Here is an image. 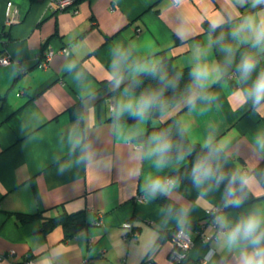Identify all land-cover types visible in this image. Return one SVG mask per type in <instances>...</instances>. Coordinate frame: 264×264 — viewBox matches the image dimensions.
<instances>
[{
	"label": "crops",
	"instance_id": "0c3cea01",
	"mask_svg": "<svg viewBox=\"0 0 264 264\" xmlns=\"http://www.w3.org/2000/svg\"><path fill=\"white\" fill-rule=\"evenodd\" d=\"M0 0V264L25 257L35 264H175L170 238L157 242L161 231L201 221L207 232L227 222L234 227L253 212L264 215V185L248 171L264 158V103L245 101L247 90L264 71V43L251 32L232 33L247 17L259 22L264 4L253 0H77L78 12L51 9L48 0ZM9 16L16 20L7 23ZM209 21L218 31L205 30ZM141 28L138 32L137 28ZM66 47L68 53L60 51ZM50 49L47 67L38 63ZM230 49V51H229ZM256 67L241 78L242 58ZM170 57L185 67L207 64L211 77L203 88L192 84L186 96L167 113L150 120H129L122 110L139 96L121 88L129 78ZM23 66L24 70L20 68ZM235 73V76L232 74ZM219 75V79H217ZM109 80L116 90L100 92ZM117 80L119 84H117ZM115 109L111 110V103ZM179 112L192 141L223 170L244 181L260 199L240 208L222 209L226 191L213 178L195 188L175 176L186 156L158 167L149 155L155 142L137 139L148 125H159ZM172 177L174 182L166 184ZM159 179L164 191L150 193ZM140 193L144 201H137ZM165 193L179 204L172 212L156 200ZM84 210L89 224L66 239L61 225L42 230L45 216ZM40 213L21 222L15 213ZM130 227L139 236L125 235ZM241 241L232 247L226 234L189 251L205 264H239ZM10 251H13L11 254Z\"/></svg>",
	"mask_w": 264,
	"mask_h": 264
},
{
	"label": "trees",
	"instance_id": "16d2710c",
	"mask_svg": "<svg viewBox=\"0 0 264 264\" xmlns=\"http://www.w3.org/2000/svg\"><path fill=\"white\" fill-rule=\"evenodd\" d=\"M205 30L218 31L217 27L209 21L204 22ZM192 66H179L174 63L173 59L164 56L157 64L145 69L134 77L127 79L121 86L126 92L134 93L141 97L150 93L159 94L158 102L148 111L147 117L152 120L167 113L174 105L178 104L185 96L192 84L194 78L192 76ZM116 90H113L109 80L102 81L100 92L103 97H110ZM1 97L3 95L0 94ZM139 116L131 115L129 120H136ZM166 134L170 140L172 147L166 154V161H172L179 157L186 156L188 162L175 172L178 180L185 183L191 188H195L198 184L193 179V168L198 162L207 161L211 164L214 175L212 176L227 193V200L223 203V209L240 208L246 204H250L260 199L256 196L250 187L242 180H238L232 173L221 170L216 162L206 154L207 146L200 142L192 141L180 119L179 112L169 115L159 125H148L147 130L138 135L137 139L146 142L148 138L154 134ZM254 174L264 185V158L252 170L248 171ZM223 177V179H218ZM156 200L163 206L176 212L179 204L171 199L165 193L156 195ZM240 200L239 205H233L231 201ZM21 222H29L40 217V213H15ZM89 219L84 210L75 212L62 211L55 216H45L43 219L42 230L49 232L56 226L61 225L65 232V238L75 236L80 230L88 226ZM202 222L196 221L187 226H178L172 229L163 230L159 235L157 242L170 238L172 232L180 227H186L190 230L201 228ZM175 264H199V260L193 259L186 254L180 261Z\"/></svg>",
	"mask_w": 264,
	"mask_h": 264
},
{
	"label": "clouds",
	"instance_id": "9594fccd",
	"mask_svg": "<svg viewBox=\"0 0 264 264\" xmlns=\"http://www.w3.org/2000/svg\"><path fill=\"white\" fill-rule=\"evenodd\" d=\"M258 4H264V0H253V7ZM245 31L251 32L257 45L264 43V16H261L258 23L254 17H247L232 35L237 36ZM238 67L241 78L247 80L256 67V60L253 56L246 55ZM212 71L219 73V69H210L207 64H197L192 70L196 86L203 88L211 77ZM217 79H219V75H217ZM117 84H119L118 80ZM249 98L257 106L264 103V71L259 73L252 86L247 90L245 101ZM158 100L159 94L157 93L142 95L136 101L135 106L129 101L122 106V110L132 111L134 115L144 118ZM151 139L155 142V146L149 155H156L158 157L156 164L161 167L165 163L166 154L172 147L171 142L164 133L154 134ZM213 175L211 164L207 161L198 162L193 168V179L197 184ZM218 179H223V177ZM149 190L154 195L158 191H164V186L159 179H156L150 184ZM231 203L239 205L241 201L233 200ZM227 226V222L220 224L221 228ZM241 241L246 242L247 247L241 251L239 264H264V215L253 212L226 232V243L229 246H238Z\"/></svg>",
	"mask_w": 264,
	"mask_h": 264
},
{
	"label": "built area",
	"instance_id": "2783aa9c",
	"mask_svg": "<svg viewBox=\"0 0 264 264\" xmlns=\"http://www.w3.org/2000/svg\"><path fill=\"white\" fill-rule=\"evenodd\" d=\"M175 3L178 0H173ZM13 2L11 0L8 1V6L11 7ZM48 6L51 9L56 10H71L73 13L78 12L77 8V0H48ZM16 20L15 16H9L7 19V23L10 24ZM141 28H137L139 32ZM60 51L68 53V49L66 47L62 48ZM56 51L54 49H50L44 53L41 57V54L38 55V63L41 67H47L50 59L54 55ZM13 62L11 56L8 53L0 56V64L1 65H9ZM20 68L24 70L23 66L20 65ZM235 76V73L232 74ZM111 110L115 109L114 103H111ZM166 184H172L174 179L172 177H167L165 179ZM146 195L140 193L136 196L137 201H144L146 199ZM223 208L221 206H216L206 210L208 216H213ZM214 231L212 233L207 232V224L202 222L201 228L190 230L186 227H180L172 232L170 236V240L172 241V247L170 250V258L176 263L180 261L186 254L189 253L194 244L198 241L209 243L212 240L220 239L223 235L226 234V228L219 227L216 223L213 224ZM130 231L125 235L126 239L131 236H139V230L137 228L130 227ZM12 254L13 251H10ZM215 253L213 248H210L208 253L199 259V264H205ZM126 258H120L116 261L115 264H125ZM15 264H35V261L31 257H25L21 261L16 262Z\"/></svg>",
	"mask_w": 264,
	"mask_h": 264
},
{
	"label": "rangeland",
	"instance_id": "374dc122",
	"mask_svg": "<svg viewBox=\"0 0 264 264\" xmlns=\"http://www.w3.org/2000/svg\"><path fill=\"white\" fill-rule=\"evenodd\" d=\"M171 241V240H170ZM171 244H172V241H171Z\"/></svg>",
	"mask_w": 264,
	"mask_h": 264
}]
</instances>
